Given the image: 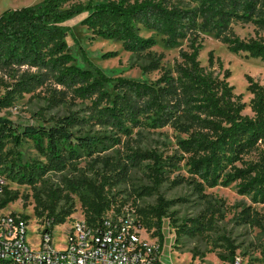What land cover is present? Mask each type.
Instances as JSON below:
<instances>
[{
  "label": "trees",
  "instance_id": "1",
  "mask_svg": "<svg viewBox=\"0 0 264 264\" xmlns=\"http://www.w3.org/2000/svg\"><path fill=\"white\" fill-rule=\"evenodd\" d=\"M82 13L81 24L93 38L121 42L126 51L142 60L144 73L158 70L164 55L150 50L156 40L143 37L142 29L161 35L166 47H177L182 40L188 46L180 50L174 66L163 70L154 82L111 77L86 55V65H76L69 51L66 39L75 36L66 22ZM236 25H252L254 35L240 37ZM263 32L264 0H42L6 9L0 15V93L5 92L0 96V113L17 98L39 89L46 91L49 105L59 107L78 100L90 104L86 108L89 114L84 116L70 111L45 119L41 114L44 124L22 125L0 115V173L34 187L35 213L44 218L45 231L51 232L74 214L72 194L78 196L85 218L96 223L108 211L120 212L107 187L127 175V163L95 158L107 170L117 171L110 178L103 173L100 182L84 175L65 177L60 188L42 185L44 179L50 173L76 171L77 160L120 142V136L84 132L89 125L125 136L137 128L170 127L185 136L177 140V152L165 160L146 151L129 157L131 166L152 161L148 170L154 186L168 180L167 169L176 168L187 157L186 164L198 179L194 180L198 194L203 195L206 187L236 182L239 193L264 203V86L247 77L252 114H246L243 95L236 94L228 81L230 71L221 75L214 69L215 63L221 65L220 59L213 51L208 66L199 59L201 34L213 33L231 53L264 61ZM114 55L109 52L104 57ZM27 141L33 142L39 158L24 159L22 149ZM0 188L2 210L19 193L3 185ZM168 205L160 197L155 206L137 210L138 224L154 230L161 251ZM183 226L191 233L200 224L190 220V225ZM234 252L233 248L231 254Z\"/></svg>",
  "mask_w": 264,
  "mask_h": 264
},
{
  "label": "rangeland",
  "instance_id": "2",
  "mask_svg": "<svg viewBox=\"0 0 264 264\" xmlns=\"http://www.w3.org/2000/svg\"><path fill=\"white\" fill-rule=\"evenodd\" d=\"M42 0H0V15L9 8H19L32 5ZM77 2L99 3L104 0H75ZM85 13L74 16L66 23L71 26L74 36H68L66 41L69 51L75 59V64L84 67L86 55L91 62L100 66L111 77H128L147 82H154L165 69L172 68L179 57L180 50L187 49L188 42L182 40L177 47H166L163 37L152 31L142 29L143 37L153 36L156 44L151 51L163 54L158 70L144 73L141 70L142 60L132 52L126 51L121 42L93 38L91 32L81 24ZM235 30L240 37L254 35L252 25H236ZM264 35V32L262 33ZM203 48L199 59L204 66H208L209 52L213 51L215 58L220 59L221 65L215 63L217 73L224 75L230 71L229 83L234 86L236 94L243 95V101L247 104L244 111L252 114L249 102L252 95L248 92L247 77L251 76L255 81L264 86V61L246 57L243 54L231 53L227 46L220 42L213 33H202ZM112 52L113 57L105 58L104 55ZM4 91L0 96L4 95ZM89 102L78 100L75 104L62 106L49 105L47 93L39 89L35 93L24 94L17 98L13 105L2 110L0 115L13 120L15 123L44 124L39 119L41 114L45 119L63 116L76 112L82 116L88 115ZM91 135L120 136V142L116 145L107 144L92 157L85 156L75 162L76 171L64 173H50L41 183L48 187H64L65 177L74 178L84 175L101 181V175L109 177L117 171L107 170L103 162L95 158H106L108 162L127 163L128 173L125 177H119L112 187H107L109 196L121 207L120 213L138 219L137 210L155 206L158 199L163 197L169 202L167 208L168 217L163 218L162 232L164 243L162 261L165 264H233L234 258L240 256L244 264H264V203L255 202L250 195L241 194L236 182L228 185L206 187L203 195L196 192L194 180H198L190 172L189 165L184 157L179 165L168 170V180L158 186L152 183V177L148 166L151 160L143 161L139 166H131L129 157L139 151L155 152L163 160L177 152V140L185 138L170 127L164 128H137L130 136L115 134L110 129L89 125L83 129ZM22 154L25 160L39 158L32 141L23 145ZM247 159H252L248 157ZM116 175V174H115ZM116 178V177H115ZM116 180V179H114ZM176 181V183L174 182ZM0 184L9 190L18 191L19 198L10 203L3 210L28 217L27 239L33 247H37L41 237V226L44 218L35 213L34 187L19 184L0 173ZM38 184L37 188L41 185ZM75 203V212L69 217L70 221L80 218L83 213L81 202L76 195H71ZM190 220H196L200 226L194 232H185L183 224H189ZM178 226L180 229L177 231ZM63 225H58L54 231L56 248H60L63 242ZM142 239L149 244L160 245L159 237L154 236V230L142 231ZM235 249L234 254L231 250Z\"/></svg>",
  "mask_w": 264,
  "mask_h": 264
},
{
  "label": "built area",
  "instance_id": "3",
  "mask_svg": "<svg viewBox=\"0 0 264 264\" xmlns=\"http://www.w3.org/2000/svg\"><path fill=\"white\" fill-rule=\"evenodd\" d=\"M60 225L66 227L60 248L54 243L57 226L47 232L46 222L33 247L27 239L28 220L0 210V264H165L160 245L142 239L138 219L120 212L108 211L96 223L82 215ZM233 264H244L242 257L236 256Z\"/></svg>",
  "mask_w": 264,
  "mask_h": 264
}]
</instances>
